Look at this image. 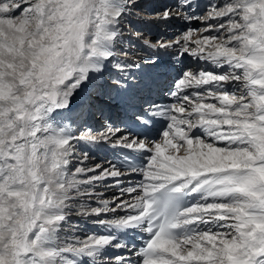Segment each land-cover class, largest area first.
<instances>
[{"label": "snow or ice", "instance_id": "snow-or-ice-1", "mask_svg": "<svg viewBox=\"0 0 264 264\" xmlns=\"http://www.w3.org/2000/svg\"><path fill=\"white\" fill-rule=\"evenodd\" d=\"M197 9L0 0V264H264V0ZM133 15L205 26L152 40Z\"/></svg>", "mask_w": 264, "mask_h": 264}, {"label": "rangeland", "instance_id": "rangeland-1", "mask_svg": "<svg viewBox=\"0 0 264 264\" xmlns=\"http://www.w3.org/2000/svg\"><path fill=\"white\" fill-rule=\"evenodd\" d=\"M150 1L151 0H146V2H144V0H140V2L143 4V2L145 3V5H146V3L148 4V3H150ZM167 1V5L170 3H172V0H169V3H168V0H166ZM175 3H177V0H175L174 1V3H173V5H175ZM171 6V5H170ZM164 9V7L163 8H161V9H157V10H163ZM132 18H134V19H138L135 15H133V16H131V17H129L128 19L131 21V19ZM175 19V18H174ZM174 19H172V20H170L169 22H167V23H162L161 24V22H155L156 24H158V26L157 27H159L160 29H161V31H163L164 33L163 34H161V35H158V37H154L155 35H156V32H154V33H149L148 34V38H150V39H153V40H156L157 38H159V37H161V36H163V38L164 39H169V38H174L175 36H177V35H179L181 32H183L185 29H186V27H188V26H190V27H192V28H195V29H200V28H203L205 25L202 23V22H200V21H197V20H192V21H186V20H181V19H176L177 21H175L176 23H178V21H179V26L175 23V22H173L174 21ZM139 20V19H138ZM140 21V20H139ZM187 22V23H191L190 25H187V23H183V24H181V22ZM147 24L148 23H145V22H143V25H142V29H143V31L141 30V32H144V31H146V26H147ZM165 25H167L165 28H164V26ZM138 26V25H137ZM181 26V27H180ZM124 29H125V37L127 38L126 40H125V44H124V47L128 50V52H129V57L130 58H132V59H135L136 57L133 55V53H131V51H134L133 49H137L138 50V44H139V42H137V41H131V40H133V39H135V37L134 36H131V35H129V25H128V21L126 20L125 21V24H124ZM131 31H140V28H137L136 26H134V27H132L131 26ZM158 32V31H157ZM159 33H161L160 31H159ZM145 35H146V33H144ZM206 34V33H205ZM154 37V38H153ZM129 41H131L132 42V46H130L129 45ZM132 47V48H131ZM135 55L137 56H141L140 54H139V52H136L135 53ZM167 58H169V57H167V56H165V59L166 60H168ZM193 63V62H192ZM193 64H195V63H193ZM188 66H190L191 67V63L188 65ZM95 119H93L92 120V123H91V127L94 129V128H96L97 127V125H98V122L97 121H94ZM100 121V120H99ZM102 122L100 121V124H101ZM103 125V124H102ZM99 126L98 128L100 129L99 131H102V129L104 128V126ZM103 127V128H102ZM73 128L75 129V125L73 126ZM99 131H95V132H99ZM78 134V133H77ZM91 147H94V146H91ZM82 149V147H81V144H79V145H77V150H78V153H79V151ZM89 149H90V146H89ZM88 149V150H89ZM100 152V151H99ZM93 153V156H94V152H92ZM91 154V153H90ZM90 157V159L88 160V162H87V164H88V166H92V165H94V164H96V163H101V160H102V162H103V159H99L98 160V158H97V156H94V157ZM109 196H111V194L110 193H106L105 194V198H108ZM81 219L82 218H79V217H73L72 218V221H71V223L72 224H76V225H78L79 227H80V229H82L83 230V232H88V233H90V230H89V227H87V226H85V225H82L81 223H78V222H80L81 221ZM80 220V221H79ZM77 221V222H76ZM86 220H84V219H82V223L83 222H85ZM89 223H90V221H88ZM81 224V225H80ZM91 224V223H90ZM78 235H82L81 233H77Z\"/></svg>", "mask_w": 264, "mask_h": 264}, {"label": "bare ground", "instance_id": "bare-ground-1", "mask_svg": "<svg viewBox=\"0 0 264 264\" xmlns=\"http://www.w3.org/2000/svg\"><path fill=\"white\" fill-rule=\"evenodd\" d=\"M161 24H162V22H161ZM137 56H138V55H137ZM138 57H139V56H138ZM193 63H195V61H193ZM193 63H192V64H193ZM193 66H194V64H193ZM191 68L193 69V67H191ZM165 82H166V80L163 81V83H165ZM93 119H95V118H93ZM93 119H92V120H93ZM92 120H91V121H92ZM91 123H92V122H90V124H91ZM90 147H91V146H90ZM94 147H95V146H94ZM100 149H102V147H101ZM99 151H100V150H99ZM101 163H102V161H101ZM108 198H111V196H109ZM86 221H87V220H86ZM74 225H76V224H74Z\"/></svg>", "mask_w": 264, "mask_h": 264}]
</instances>
